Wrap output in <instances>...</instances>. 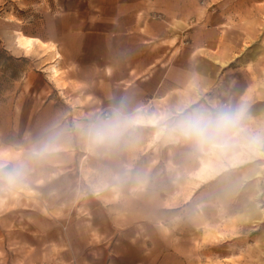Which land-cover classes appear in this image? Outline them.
<instances>
[{"label": "rangeland", "instance_id": "374dc122", "mask_svg": "<svg viewBox=\"0 0 264 264\" xmlns=\"http://www.w3.org/2000/svg\"><path fill=\"white\" fill-rule=\"evenodd\" d=\"M28 1L0 0V28L30 22ZM214 88L199 109L253 105L251 94ZM68 111L57 101L56 124L18 141L0 126V264H102L110 250L114 264H137L146 252L166 264H264V117L256 110L243 108L214 147L170 131L175 118L129 124L117 139L95 143L92 125L62 119ZM191 150L199 164L193 186L176 167L195 160Z\"/></svg>", "mask_w": 264, "mask_h": 264}, {"label": "crops", "instance_id": "0c3cea01", "mask_svg": "<svg viewBox=\"0 0 264 264\" xmlns=\"http://www.w3.org/2000/svg\"><path fill=\"white\" fill-rule=\"evenodd\" d=\"M54 2L29 0L30 22L0 28V126L16 141L54 126L57 101L68 107L65 122L91 126L108 112L154 125L199 109L217 86L213 93L251 94L253 105L240 107L264 117V0ZM17 33L30 42L20 44ZM189 156L176 167L193 186L198 151ZM146 253L137 264H166ZM107 254L102 264H114Z\"/></svg>", "mask_w": 264, "mask_h": 264}, {"label": "clouds", "instance_id": "9594fccd", "mask_svg": "<svg viewBox=\"0 0 264 264\" xmlns=\"http://www.w3.org/2000/svg\"><path fill=\"white\" fill-rule=\"evenodd\" d=\"M242 116L243 108L235 111L220 109L216 112L196 109L176 117L170 131L192 141L199 147H214L231 129L236 127ZM129 126V122L116 113L93 124L88 129L87 135L95 143H105L120 137ZM5 179L11 182L15 176L10 175Z\"/></svg>", "mask_w": 264, "mask_h": 264}, {"label": "bare ground", "instance_id": "6f19581e", "mask_svg": "<svg viewBox=\"0 0 264 264\" xmlns=\"http://www.w3.org/2000/svg\"><path fill=\"white\" fill-rule=\"evenodd\" d=\"M17 40L22 45L28 44L30 42L28 39H25L24 36L20 33H17Z\"/></svg>", "mask_w": 264, "mask_h": 264}, {"label": "built area", "instance_id": "2783aa9c", "mask_svg": "<svg viewBox=\"0 0 264 264\" xmlns=\"http://www.w3.org/2000/svg\"><path fill=\"white\" fill-rule=\"evenodd\" d=\"M160 17L159 16H156V19H159ZM109 114L108 112H102L101 113V119H106V118H109Z\"/></svg>", "mask_w": 264, "mask_h": 264}]
</instances>
